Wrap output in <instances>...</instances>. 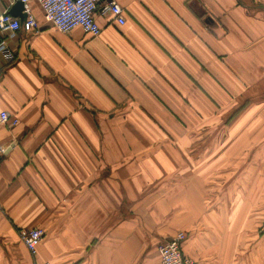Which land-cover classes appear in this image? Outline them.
I'll use <instances>...</instances> for the list:
<instances>
[{
  "label": "crops",
  "instance_id": "0c3cea01",
  "mask_svg": "<svg viewBox=\"0 0 264 264\" xmlns=\"http://www.w3.org/2000/svg\"><path fill=\"white\" fill-rule=\"evenodd\" d=\"M119 4L126 23L98 14L99 37L35 1L37 32L0 33V112L19 120L0 126V264H161L179 232L195 264H264V232L212 226L264 223V0Z\"/></svg>",
  "mask_w": 264,
  "mask_h": 264
},
{
  "label": "built area",
  "instance_id": "2783aa9c",
  "mask_svg": "<svg viewBox=\"0 0 264 264\" xmlns=\"http://www.w3.org/2000/svg\"><path fill=\"white\" fill-rule=\"evenodd\" d=\"M32 1L41 6L45 20L61 33H71L76 29H81L87 35L99 37L102 30L97 22L96 17L98 14L100 16H111L112 21L118 25L126 23L125 12L119 4V0H21L24 5L26 19L22 22L7 12L0 14V33L3 36L13 39L21 29L30 33L38 31V24L30 9ZM0 55L8 63L15 60V54L6 39L0 41ZM18 124L19 120L17 118L12 117L6 111L0 112V126L14 128ZM5 152L6 148L0 145V162ZM45 235V231L41 228L19 231L20 240L34 258ZM186 239L187 234L179 232L163 242L159 246L161 264H195L194 260L184 253L183 244ZM39 264L52 263L47 261Z\"/></svg>",
  "mask_w": 264,
  "mask_h": 264
},
{
  "label": "rangeland",
  "instance_id": "374dc122",
  "mask_svg": "<svg viewBox=\"0 0 264 264\" xmlns=\"http://www.w3.org/2000/svg\"><path fill=\"white\" fill-rule=\"evenodd\" d=\"M225 209H227V212H232V205H209V210H214L216 212H223ZM213 228H237V229H243L245 230V233L248 234V236L243 237H236L233 239H236L232 244H238L242 243L244 244V241L252 242V243H259L260 237L262 236V232H264V223L260 220L256 221H225V220H219V221H213L212 222Z\"/></svg>",
  "mask_w": 264,
  "mask_h": 264
},
{
  "label": "water",
  "instance_id": "95a60500",
  "mask_svg": "<svg viewBox=\"0 0 264 264\" xmlns=\"http://www.w3.org/2000/svg\"><path fill=\"white\" fill-rule=\"evenodd\" d=\"M21 5H22V7H24L22 2H21ZM23 9H24V8H23ZM25 18H26V17H25Z\"/></svg>",
  "mask_w": 264,
  "mask_h": 264
}]
</instances>
